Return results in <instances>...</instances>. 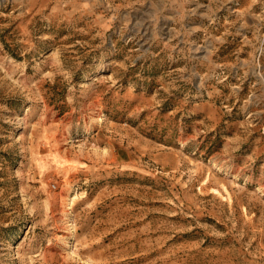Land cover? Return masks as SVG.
Returning <instances> with one entry per match:
<instances>
[{
	"label": "rangeland",
	"instance_id": "1",
	"mask_svg": "<svg viewBox=\"0 0 264 264\" xmlns=\"http://www.w3.org/2000/svg\"><path fill=\"white\" fill-rule=\"evenodd\" d=\"M0 264H264V0H0Z\"/></svg>",
	"mask_w": 264,
	"mask_h": 264
}]
</instances>
